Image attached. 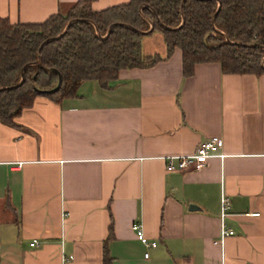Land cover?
Listing matches in <instances>:
<instances>
[{
    "label": "crops",
    "instance_id": "1",
    "mask_svg": "<svg viewBox=\"0 0 264 264\" xmlns=\"http://www.w3.org/2000/svg\"><path fill=\"white\" fill-rule=\"evenodd\" d=\"M76 1L0 0V18L40 22ZM87 1L99 10L127 0ZM151 37L160 47L144 50ZM140 50L163 56L161 34L142 36ZM214 135L221 156L164 170L163 156ZM221 195L233 234L219 242ZM135 221L155 242L147 257ZM104 255L108 264H264V74L203 62L184 76L174 47L106 85L83 80L59 101L36 95L11 124L0 120V264H104Z\"/></svg>",
    "mask_w": 264,
    "mask_h": 264
},
{
    "label": "trees",
    "instance_id": "2",
    "mask_svg": "<svg viewBox=\"0 0 264 264\" xmlns=\"http://www.w3.org/2000/svg\"><path fill=\"white\" fill-rule=\"evenodd\" d=\"M152 31L163 56L141 53L140 39ZM174 47L184 76L203 62L222 73L264 74V0H127L99 10L79 0L40 22L0 18V120L11 124L36 95L59 101L83 80L106 85L120 69L149 67Z\"/></svg>",
    "mask_w": 264,
    "mask_h": 264
},
{
    "label": "built area",
    "instance_id": "3",
    "mask_svg": "<svg viewBox=\"0 0 264 264\" xmlns=\"http://www.w3.org/2000/svg\"><path fill=\"white\" fill-rule=\"evenodd\" d=\"M222 140L219 136H210L204 140L198 142L193 150L189 154L180 155H166L163 156L164 170L165 171H178L184 172L189 170H198L206 164V161L211 156H221L217 150L221 146ZM228 209V200L224 195L220 196V228L217 240L220 242L224 237L233 234V230L228 228L223 223V217H225ZM130 229L134 233L135 238L145 247L143 257H147V250L155 246L153 240L144 236L141 224L137 221L130 225ZM36 244V240L32 239L29 242L30 246ZM71 256H68L70 258Z\"/></svg>",
    "mask_w": 264,
    "mask_h": 264
},
{
    "label": "rangeland",
    "instance_id": "4",
    "mask_svg": "<svg viewBox=\"0 0 264 264\" xmlns=\"http://www.w3.org/2000/svg\"><path fill=\"white\" fill-rule=\"evenodd\" d=\"M155 32H157V31H155ZM154 34H156V33H154ZM147 42H149V43H143V45H142V48L144 49V50H147L148 48H150V47H158L160 44L158 43V41H156V40H154V37H151L150 39H148V41ZM156 43H158V44H156ZM160 47V46H159Z\"/></svg>",
    "mask_w": 264,
    "mask_h": 264
},
{
    "label": "water",
    "instance_id": "5",
    "mask_svg": "<svg viewBox=\"0 0 264 264\" xmlns=\"http://www.w3.org/2000/svg\"><path fill=\"white\" fill-rule=\"evenodd\" d=\"M71 20H68L67 22H66V25L70 22ZM47 40V39H46ZM46 40H44V41H46ZM40 47V46H39ZM59 82H60V78H59V76H58V78H57V82H56V84H55V86L51 89V90H49V91H53V90H55L57 87H58V85H59ZM192 208V207H194L193 205H189V208Z\"/></svg>",
    "mask_w": 264,
    "mask_h": 264
}]
</instances>
